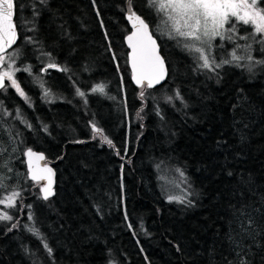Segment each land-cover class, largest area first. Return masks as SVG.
Segmentation results:
<instances>
[{
  "label": "trees",
  "instance_id": "trees-1",
  "mask_svg": "<svg viewBox=\"0 0 264 264\" xmlns=\"http://www.w3.org/2000/svg\"><path fill=\"white\" fill-rule=\"evenodd\" d=\"M125 2L15 0L18 38L4 54L29 99L7 80L0 89V200L19 193L14 207L0 204V215L13 217L0 220V264H264L258 35L238 26L252 60L224 64L232 56L216 48L214 63L202 68L157 32L147 0H131L167 67L164 82L138 87L123 40ZM46 61L59 68L41 75ZM97 85L103 93L92 92ZM25 149L52 167L47 200L27 174Z\"/></svg>",
  "mask_w": 264,
  "mask_h": 264
},
{
  "label": "snow or ice",
  "instance_id": "snow-or-ice-1",
  "mask_svg": "<svg viewBox=\"0 0 264 264\" xmlns=\"http://www.w3.org/2000/svg\"><path fill=\"white\" fill-rule=\"evenodd\" d=\"M47 3V0H39L40 5ZM148 6L156 11L161 17L163 26L167 29V35L170 39H175L178 44L182 45L185 50L193 55L194 60L197 62L203 61L199 64L202 68H210L214 60L210 62L208 51L211 50V42L216 37L223 38L225 25L230 24L231 27L225 31L234 32L235 21L241 22L244 25H251L253 29V35L260 34L264 37V9L259 7L260 0H147ZM16 3L15 0H0V53H4L5 50L15 43L17 33L16 24L14 22ZM129 16L128 19L133 21V27L135 31L127 37L129 46L132 48V69L133 78L141 87L146 86L152 88L155 84H158L165 77L164 61L159 55L158 46L156 40L152 37L149 30V25L135 12L131 11V0H129ZM40 14L39 9L33 4V15L38 17ZM158 30L160 25L157 26ZM164 34V33H162ZM31 39V38H29ZM228 39H233L229 36ZM247 39V37H242ZM264 43V38L261 40ZM207 46V51L206 47ZM237 47H240L237 45ZM251 48V45H247L245 50ZM198 54V55H197ZM50 55V54H49ZM243 57L236 56L235 51L232 53V60H224L222 63L228 64L233 61H239ZM247 59L252 60L249 55ZM5 56L0 55V65L4 64ZM256 64H264V60L256 61ZM220 64H216V67H220ZM49 68L57 67L56 64L50 63ZM7 71L0 72V89L6 87L5 78L10 81L11 87H14L16 91L28 100L20 85L14 78V72L20 69H12L11 65H8ZM30 71V67L24 69ZM67 71V69H62ZM251 66L249 71H251ZM92 92H104L103 85H97L92 89ZM47 91L45 95H47ZM77 94L81 97L85 96V93L77 90ZM143 96V92H141ZM176 97L182 99L179 92L176 93ZM168 101L172 100V97L167 98ZM139 115V114H138ZM31 127V125H28ZM93 129L96 133L102 134V130L97 129L93 125ZM103 139L109 144H112L111 140L107 137ZM3 149H0L2 154ZM27 156L29 157V166L32 164V157L36 156L31 149H28ZM37 159H43L42 155L36 156ZM0 167H6V164H0ZM38 174L33 171L32 179L39 182L40 180H47L48 184L43 187V198L47 200L49 196L53 194L52 191V169L43 168L39 170ZM231 175V173H229ZM183 175V173H181ZM3 185H0L2 187ZM19 193L13 192L10 196L4 200H0V204H5L11 208L15 206V197ZM189 203H191L189 201ZM32 219L31 216L28 217ZM13 217L7 212L0 215V220L10 221ZM249 224L253 221L249 219ZM13 228L17 227L16 224L12 225ZM11 230V229H9ZM29 231L39 234L38 229L29 228ZM250 235V233H249ZM43 247L51 255L52 249L47 243H44ZM236 256L241 257V252H237ZM229 264H248V262L239 258L236 261H229Z\"/></svg>",
  "mask_w": 264,
  "mask_h": 264
},
{
  "label": "rangeland",
  "instance_id": "rangeland-1",
  "mask_svg": "<svg viewBox=\"0 0 264 264\" xmlns=\"http://www.w3.org/2000/svg\"><path fill=\"white\" fill-rule=\"evenodd\" d=\"M259 7L263 9V7L260 6V3H259ZM158 25H160L159 30L157 28ZM238 26L240 28H243L244 26H249V28L251 29V33L253 34V29H252L251 25H244L241 22L235 21L236 30L234 32H229V31H225V30L229 29L231 27V25L230 24H226L225 25V30H222L224 32L223 38L216 37L211 42V45H212L211 46V50L207 52L210 62H212L214 60V58H215V49L216 48H221V51L223 50L224 52H225V50H227L228 55H231V56H232L233 51L236 50L235 51L236 56L237 55L240 56V57L243 56L244 60L247 59V57L249 55L252 56L254 54V52H252L253 49L251 50V48L248 49V50H245V47L248 45V44H245V43L248 40L247 39H242V37H247V36H245L244 32H239ZM156 29H157V32L160 33L162 36H166V37L168 36L167 35V29L163 26L161 17L159 15H158V21L156 23ZM162 33H164V34H162ZM257 35H258L257 38L260 39V41L258 42L260 45L255 48V51H257V55H255V56H257V59H258V58L261 57V55L264 54V43L261 42L262 38H264V37H262L260 34H257ZM229 36H232L233 39H231V40L228 39ZM237 45H239L240 47H237ZM249 45H251V44L249 43ZM205 47H206V51H207V46H205ZM241 50H243V51L241 52ZM218 54L219 53L216 52V56ZM4 56H5L6 63L4 61V64H2V67H1L0 71L3 72V71L9 70L8 69V65H11V68L15 69L13 67L14 61L12 59L10 60V58H8V57H10V53L9 54H4ZM219 56H221V55H219ZM255 56H253V58H255ZM217 59H221V57H217ZM50 63L48 61H46L42 65L46 66V65H48ZM201 63H203V61H201ZM252 64H253V62H252ZM47 72L48 71L45 70L43 73H41V75H46ZM6 80H7V78H6ZM7 83L10 85V81L7 80ZM168 182H173V181H168ZM40 183L41 182L39 181V184Z\"/></svg>",
  "mask_w": 264,
  "mask_h": 264
},
{
  "label": "water",
  "instance_id": "water-1",
  "mask_svg": "<svg viewBox=\"0 0 264 264\" xmlns=\"http://www.w3.org/2000/svg\"><path fill=\"white\" fill-rule=\"evenodd\" d=\"M131 11L135 12L132 7H131ZM136 13V12H135ZM129 0H126L125 2V12H124V18L128 24V27H129V31L123 36V40H124V44L126 46V49H127V65H128V68H129V72H130V80L131 82L135 85V86H141V85H138L135 81V79L133 78V69H132V58H131V53H132V48L129 46V43H128V40H127V37L129 35L132 34L133 31H135V28L133 27V21L132 20H129L128 19V16H129ZM136 15L140 16L139 14L136 13ZM141 17V16H140ZM142 18V17H141ZM143 19V18H142ZM144 20V19H143ZM147 23V22H146ZM150 30V28H149ZM151 32V30H150ZM16 33H17V29H16ZM152 37L156 40V43H157V46H158V52H159V55L162 57L163 61H164V58L163 56L161 55L160 53V49H159V44L157 42V39L155 38V36L151 33ZM17 38H18V33H17V37H16V41H17ZM15 41V43H16ZM12 44L10 47H8L5 52H7L9 49H11L14 45ZM4 52V53H5ZM4 53H0V55H3ZM2 65H0V69H1ZM45 68H48V69H57L59 68L58 66L55 67V68H49L48 66L47 67H43L41 68V72L44 71ZM164 68H165V77L163 80H161L158 84H155L153 87L161 84L162 82H164V80L166 79V76H167V67H166V63L164 61ZM1 72V71H0ZM5 81H6V78H5ZM144 87H147L146 86V82H145V86ZM152 87V88H153ZM148 88V87H147ZM27 151L28 149H25L24 150V164H25V167H26V170H27V174L30 178H32V174H33V171H36L38 174H42V173H39V170L40 169H43L45 167L47 168H50L52 169V167L49 165L48 162L45 161V159H37L36 156H39V155H42L43 154L41 152H36V151H33V153L36 154V156L32 157V164H31V167L29 166V157L27 156ZM44 157V156H43ZM52 187H53V183H54V180H53V170H52ZM41 182V185H40V190H41V195L43 197V187H45L47 184H48V181L47 180H40Z\"/></svg>",
  "mask_w": 264,
  "mask_h": 264
},
{
  "label": "flooded vegetation",
  "instance_id": "flooded-vegetation-1",
  "mask_svg": "<svg viewBox=\"0 0 264 264\" xmlns=\"http://www.w3.org/2000/svg\"><path fill=\"white\" fill-rule=\"evenodd\" d=\"M47 69H48V68L44 69V71L47 70ZM44 71H43V72H44ZM43 72H42V73H43Z\"/></svg>",
  "mask_w": 264,
  "mask_h": 264
}]
</instances>
